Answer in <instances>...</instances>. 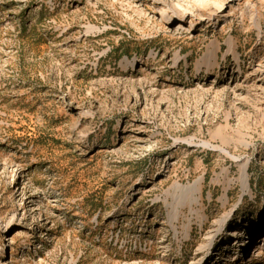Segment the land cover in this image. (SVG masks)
<instances>
[{
  "label": "rangeland",
  "instance_id": "374dc122",
  "mask_svg": "<svg viewBox=\"0 0 264 264\" xmlns=\"http://www.w3.org/2000/svg\"><path fill=\"white\" fill-rule=\"evenodd\" d=\"M263 236L264 0H0V264H264Z\"/></svg>",
  "mask_w": 264,
  "mask_h": 264
},
{
  "label": "bare ground",
  "instance_id": "6f19581e",
  "mask_svg": "<svg viewBox=\"0 0 264 264\" xmlns=\"http://www.w3.org/2000/svg\"><path fill=\"white\" fill-rule=\"evenodd\" d=\"M190 24H191V23H190ZM263 237H264V236H263ZM259 253H262V250H261V249L258 251V254H259Z\"/></svg>",
  "mask_w": 264,
  "mask_h": 264
}]
</instances>
